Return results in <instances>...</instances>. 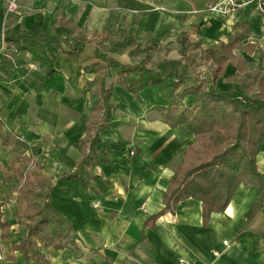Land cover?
<instances>
[{"label":"crops","instance_id":"obj_1","mask_svg":"<svg viewBox=\"0 0 264 264\" xmlns=\"http://www.w3.org/2000/svg\"><path fill=\"white\" fill-rule=\"evenodd\" d=\"M217 1L16 0L11 11L10 0H0V36L11 29L59 41L48 47L57 72L40 90L15 69L7 77L10 81L0 71V115L32 147L28 155L33 154L44 165V174L53 178L52 203L73 223L78 235L77 249L48 252L52 264H180L181 260L185 264H264V237L245 228L256 198L254 187L240 186L228 208L213 213L208 224L196 198L180 202L173 213L155 217L165 207L164 193L183 153L196 142L195 134L184 125L171 127L165 122L161 109L169 103L158 88L131 92L119 82V74L99 70L105 63L95 54L102 51L133 66L138 64L132 53L145 44L161 47L170 43L174 51L194 42L215 48L245 25L250 31L245 42L257 48L252 54L245 50L236 53L248 60L249 67L256 54L264 53V12L253 0L229 15L210 13L208 6ZM81 41H85L83 51L77 59L71 58L69 52ZM22 43L27 50L20 54L24 52L30 59L24 62L20 57L18 65L28 70L38 65L40 71V64L30 62L28 50L36 48L38 40L23 38ZM4 48L0 49V67H4ZM74 67H80V72ZM186 70L187 82L196 81L192 70ZM236 73L237 68L228 63L225 73L215 79V88L221 80L223 84L238 83L242 74L237 81L229 80ZM102 86L106 90L113 86L109 108L92 118L94 96ZM96 135V148L107 153V162L95 166L93 189L80 178L57 179L75 170L90 151L89 142L82 146L83 139ZM9 156V150L0 146L4 171L13 162L7 163ZM258 166L263 171L264 143ZM15 195L13 192L6 206L12 217L5 219L12 223L11 240L15 241L11 244L25 237L16 222ZM262 218L264 209L257 223ZM18 256L22 258L16 252Z\"/></svg>","mask_w":264,"mask_h":264},{"label":"trees","instance_id":"obj_2","mask_svg":"<svg viewBox=\"0 0 264 264\" xmlns=\"http://www.w3.org/2000/svg\"><path fill=\"white\" fill-rule=\"evenodd\" d=\"M242 27L228 42H219L214 48L213 76L196 80L193 84L187 82L189 74L181 61L163 62L153 69L146 63L124 65L102 51L95 54L105 63L99 66V70H107L109 75L119 74V82L131 92H139L146 87L158 88L169 103L161 109L165 122L171 127L184 125L195 134L196 142L183 153V160L164 193L165 207L155 217L173 213L180 202L196 198L202 203L204 223L208 224L210 216L224 212L240 186L244 185L256 190L245 228L264 237V218L257 223L264 209V172L258 166V155L264 143V72L257 80V88L263 92L255 94L249 91L250 86H246L249 78L240 81L244 85L239 89L226 93L216 90L214 84L215 79L225 73L228 63L237 68L236 75L229 77L230 81H237V75L248 70V60L236 50L252 54L257 47L254 43L245 42L250 31L245 25ZM23 38L38 40L39 45L28 50L42 71L30 73L27 68L17 65L19 52L27 50L22 43ZM58 44L57 37L7 29L0 36V49L5 47V56L11 61L5 60L0 71L8 72V67L15 64V71L25 75L31 86L40 90L57 72L48 47ZM84 44L85 41L76 43L69 52L71 58H78ZM260 54L264 60V53ZM74 71L80 72V67H74ZM112 88L106 90L102 86V90L96 91L91 107L92 118H98L103 110H108ZM90 128L88 125V130ZM98 140L97 135L83 139L82 146L89 142L90 151L74 171L60 174L57 179L80 178L86 187L93 189L91 174L95 166L107 162V153L96 148ZM0 146L9 150L13 160L3 178L16 192V222L25 234L19 243L11 244L12 223L4 219L1 207L6 201L0 199V238L9 245L7 259L16 260V252H19L23 264H52L48 252L66 247L77 249L78 235L73 223L54 207L50 194L53 178L44 174V165L33 154L28 155L32 147L14 127L7 125L4 115H0Z\"/></svg>","mask_w":264,"mask_h":264},{"label":"rangeland","instance_id":"obj_3","mask_svg":"<svg viewBox=\"0 0 264 264\" xmlns=\"http://www.w3.org/2000/svg\"><path fill=\"white\" fill-rule=\"evenodd\" d=\"M12 0H10L11 2ZM10 2L8 5V8L10 6ZM198 43V44H197ZM165 44L164 46H154L152 44H145L142 49L137 51L136 53H132L133 56H135V61L137 64H143L146 63L148 66L157 68V66L160 63H163L165 61H171L173 59H179L184 62V68H190L192 70L193 74V79H197L198 81L200 79H204L206 76L211 77L212 69L215 67V51L214 48H209V47H202L201 42H194L191 46H187L186 43H184L180 49L178 50H173V46ZM11 53V51H10ZM6 54V53H4ZM26 54L22 52L20 54L19 52V59L20 57L24 62H27L30 58V56L26 57ZM4 59L7 61H11V58L8 56H4ZM18 59V61H19ZM33 65L36 64L34 60L30 61ZM18 63V62H17ZM39 64V63H38ZM18 65V64H17ZM35 66V65H34ZM31 66L29 68L30 71H37L38 70V65L36 67ZM10 67V66H9ZM8 67V68H9ZM13 68V69H12ZM12 68L10 67L8 69V72H4V76L11 77L10 73L16 68L15 65H12ZM40 69V68H39ZM28 70V71H29ZM264 72V60L261 56L260 53L256 54V57H253L250 60L249 67L247 72L243 73L240 77V80L238 83L234 84H223L222 80L218 84H216V90L219 92H229L232 90H237L239 89L243 83H240V81H247V78H249V81H247L246 86H250L249 91L251 90L254 94L257 93V91L263 92L257 88V82L255 83V80L259 78V76ZM213 76V75H212ZM9 81L10 79L7 78ZM223 79V78H222ZM193 83H196L197 81H192ZM190 82V84L192 83ZM232 83V82H231ZM6 158L8 156L7 154H1ZM13 160L8 158V162H12ZM6 164V162H1L0 163V199H5V210H4V219L10 218L11 217V212L10 210H7L6 206H9L10 202L9 200L13 197V191L8 184L7 181H5V178H3V173L5 172L3 166ZM262 170L264 171V166H262ZM2 173V176H1ZM5 189V190H4ZM7 189V190H6ZM20 230H23L20 227ZM18 234V230H17ZM14 236V235H13ZM16 236V234H15ZM14 236V238H16ZM13 240V239H12ZM11 240V242H12ZM15 241V240H13ZM6 244V243H5ZM8 246H6L7 248ZM6 264H23L22 258L18 256L16 260L13 261H7L5 262Z\"/></svg>","mask_w":264,"mask_h":264},{"label":"built area","instance_id":"obj_4","mask_svg":"<svg viewBox=\"0 0 264 264\" xmlns=\"http://www.w3.org/2000/svg\"><path fill=\"white\" fill-rule=\"evenodd\" d=\"M253 0H220L215 3H211L208 6V11L213 14L229 15L234 12L238 7L248 5ZM259 9L264 12V0H257ZM10 10L13 11L16 8V0H12L9 6ZM135 151L131 150L130 155H134ZM1 210H5V206L1 207ZM1 236V231H0ZM6 244L0 238V264L6 262L9 252L7 251ZM215 256H219V252H215ZM180 264H185L184 260L180 261Z\"/></svg>","mask_w":264,"mask_h":264}]
</instances>
